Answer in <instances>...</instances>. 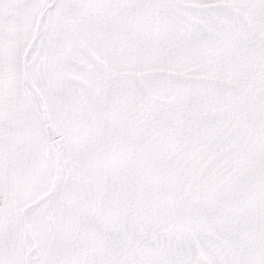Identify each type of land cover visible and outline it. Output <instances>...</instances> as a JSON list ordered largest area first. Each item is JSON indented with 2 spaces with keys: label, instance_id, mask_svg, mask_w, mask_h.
Returning <instances> with one entry per match:
<instances>
[{
  "label": "snow or ice",
  "instance_id": "6c2138e0",
  "mask_svg": "<svg viewBox=\"0 0 264 264\" xmlns=\"http://www.w3.org/2000/svg\"><path fill=\"white\" fill-rule=\"evenodd\" d=\"M0 264H264V0H0Z\"/></svg>",
  "mask_w": 264,
  "mask_h": 264
}]
</instances>
